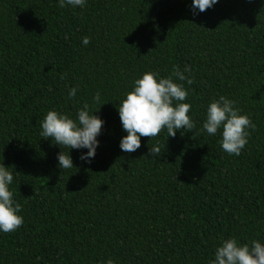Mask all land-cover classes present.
I'll return each instance as SVG.
<instances>
[{"label": "trees", "instance_id": "trees-1", "mask_svg": "<svg viewBox=\"0 0 264 264\" xmlns=\"http://www.w3.org/2000/svg\"><path fill=\"white\" fill-rule=\"evenodd\" d=\"M190 4L0 0V162L23 216L0 233V264H208L221 238L264 241V0H218L195 15ZM174 65L191 70L194 128L142 136L123 152L120 99L143 72L168 76ZM97 92L105 123L95 156L86 163L87 149H71L74 166L62 170L40 121L50 109L74 118ZM219 95L255 125L238 156L222 150L219 132L201 131Z\"/></svg>", "mask_w": 264, "mask_h": 264}, {"label": "clouds", "instance_id": "clouds-1", "mask_svg": "<svg viewBox=\"0 0 264 264\" xmlns=\"http://www.w3.org/2000/svg\"><path fill=\"white\" fill-rule=\"evenodd\" d=\"M217 2L218 0H191L190 9L195 15L213 7ZM86 3L87 0H58L60 8L70 7L73 10L85 7ZM89 42L90 37H82L83 45H88ZM190 71L187 66L181 71L179 66L174 65L168 76L145 71L133 79L130 90L125 92L116 106L122 130L126 133L119 141L123 152H135L141 146L142 136L152 139L166 131L169 138L174 137L177 130L194 128L195 121L189 114L191 104L186 102L189 93L184 87V82L192 83L191 77L185 75ZM61 78L63 79V74ZM76 95V86L68 89L67 99H73ZM100 98V93H95L92 104L84 102L74 118L67 113L50 109L40 121V137L51 138L62 149L57 153L60 169H71L74 166L71 149H87L79 157L86 163H91L94 158L100 143L98 137L105 123L95 114L99 108L94 110L92 106ZM254 127L250 117L236 106V101L225 95L211 99L205 106L201 131L209 136L219 132L218 142L229 155L238 156L241 153L248 142L249 129ZM65 148L67 152L64 151ZM148 151L152 156L161 154L159 142L153 143ZM13 180V171L0 162V233L15 231L23 224V216L20 214L22 205L14 198L10 187ZM105 264L114 262L108 259ZM208 264H264V241L251 239L249 242H240L235 236L221 238Z\"/></svg>", "mask_w": 264, "mask_h": 264}]
</instances>
